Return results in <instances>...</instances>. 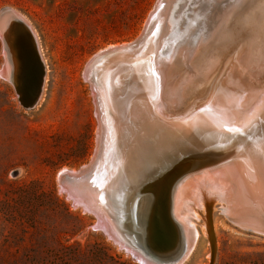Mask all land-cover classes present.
I'll use <instances>...</instances> for the list:
<instances>
[{
  "label": "rangeland",
  "instance_id": "rangeland-1",
  "mask_svg": "<svg viewBox=\"0 0 264 264\" xmlns=\"http://www.w3.org/2000/svg\"><path fill=\"white\" fill-rule=\"evenodd\" d=\"M157 1L0 0V11L11 8L28 20L46 66L43 94L32 109L0 75V264H138L118 244L93 231L96 217L66 199L57 176L87 164L97 146L93 94L83 77L86 63L103 49L137 39ZM202 1L179 0L177 10L172 8L178 13L172 35L184 31V43L201 33V23L206 26L211 5L195 11ZM225 1L215 0L217 11ZM211 13L210 20L216 15ZM5 57L0 36V72ZM21 79L30 82L29 77ZM224 207L216 203L211 215L215 264H264V236L233 225ZM203 223L201 218L191 224L198 232L197 243L183 264H210L211 241ZM139 228L150 231L143 216L136 232Z\"/></svg>",
  "mask_w": 264,
  "mask_h": 264
},
{
  "label": "bare ground",
  "instance_id": "bare-ground-1",
  "mask_svg": "<svg viewBox=\"0 0 264 264\" xmlns=\"http://www.w3.org/2000/svg\"><path fill=\"white\" fill-rule=\"evenodd\" d=\"M166 2L167 8L158 20L160 39L158 32L141 57L125 62L115 78L119 89L116 91L140 93L144 100L149 102L155 98L156 103L150 106L142 101L139 109H144L143 116L138 123H132L127 130L129 133L121 130L120 125L112 130L116 141L109 159L114 173L120 170L118 165L121 166L120 178L126 183L121 205L122 222L135 208L146 220L148 208L160 199L165 213L166 236L171 237L177 247L189 248L187 259L198 237L192 223H199L202 218V227L212 243L215 226L212 217L209 220V214L216 209V203L224 204V201L228 207L242 204L247 209L264 213V207L256 206L259 200L264 206V96L257 105L264 92V0H227L220 5L219 11L215 0H203L196 5L195 11L201 12L202 8L211 5L208 13L216 15L211 13L213 19L210 20L207 13L203 19L206 26L201 23L204 26L201 33L186 43L181 40L183 30L172 35L173 27L178 24L174 18L178 13L173 10H177L179 0ZM21 18L30 28L45 62L37 34L28 20L22 15ZM0 36L3 38L1 32ZM21 42L24 44L22 54L31 58L27 40L23 38ZM151 53L155 54L152 60ZM7 55L5 51L6 58ZM15 57L13 55L9 62V71L2 69L0 72L1 77L12 84H15V75L20 68ZM166 62L168 64L162 70ZM159 72L163 83L161 88L153 90V78ZM149 80L148 90H139ZM197 112L199 115L192 116L189 121L178 120ZM258 113L261 114L260 123L248 137V143L241 145L243 151L239 147L233 148V142L230 143L222 132L228 127L243 129ZM185 141H191L194 149L218 148L213 150L212 159L233 155H248V158L242 162L232 160L227 166V163H219L218 167L188 163L180 156ZM183 162V167L173 175ZM167 177L170 180L166 182ZM152 187L154 195H149ZM138 192L146 195L132 206L130 200ZM129 229L134 230L131 226ZM138 230H134L137 242L153 253L157 243L151 241V232ZM142 256L146 257L145 254ZM151 259L156 262L153 256Z\"/></svg>",
  "mask_w": 264,
  "mask_h": 264
},
{
  "label": "water",
  "instance_id": "water-1",
  "mask_svg": "<svg viewBox=\"0 0 264 264\" xmlns=\"http://www.w3.org/2000/svg\"><path fill=\"white\" fill-rule=\"evenodd\" d=\"M166 8V0H158L147 20L144 31L137 39L129 43L113 45L103 49L86 63L83 77L90 84L93 94L95 113L98 120L97 146L91 160L87 164L76 170L62 171L57 176L59 190L65 195L66 199L85 214H92L96 217V222L92 226L93 231L103 233L110 241L118 244L119 248L138 264H183L189 251L188 247H177L167 238L165 213L160 199L155 200L151 204L146 216L151 231V241L157 243L153 246V253L148 248L139 245L135 238V229H137L142 216L139 209L135 208L133 214H129L126 216V220L124 219L125 226H136L135 231L125 229L124 224H122L121 210L123 207L121 208V205L124 199L123 190H125L124 186H126V183L125 179L120 178L121 166L118 165L120 170L114 173L112 162L109 159L110 155L114 153L116 141L112 130L120 125L121 130L129 133L127 130L131 128L132 123H138L141 116H143L144 109H139L141 103L145 102L150 106L156 103L155 98L149 102L144 100L140 93L127 94L116 91L119 89L115 78L116 72L125 62L136 61L141 57L146 48L154 42L152 39L158 32L160 33L158 39H160L162 33L159 30L158 20L160 15L164 14ZM0 29L3 36L1 38L4 43V49L8 53L7 58L5 57L3 69L8 72L9 62L10 60L12 61L13 55L16 56L15 58L19 60L20 68L15 75L16 82L14 86L18 90L24 106L29 109L35 108L43 94L46 77V66L39 53L35 38L28 25L21 18V15L11 8H4L0 11ZM23 38L27 40V47L31 51L33 58H28L22 54L24 44L21 40ZM152 58H155L154 53L150 54V59L152 60ZM167 64L166 62L161 69L164 70ZM26 77L30 79L27 84L21 79ZM153 79V90H158L163 83L160 72ZM149 83L150 80L147 84L141 86L142 88L139 90H148ZM166 83L169 82L166 81ZM122 90H125V88ZM263 96L264 92L257 105L262 102L261 98ZM152 109L153 111L156 110L153 107ZM196 115H199V112L192 113L190 116L178 120L189 121L193 118L192 116ZM260 120L261 114L259 115L258 113L255 119L239 132H230L228 127L226 131L222 132V135L230 139V143L233 142V148L239 147L242 150L244 146L241 148V145L245 142L248 143V137L253 134L254 127L260 123ZM170 121L176 120L170 119ZM185 142L186 145L181 149L182 153L180 156L188 163H200L204 164V166L213 165L218 167L219 163H227V166L232 160L242 162L248 158V155H233L222 159H212L215 152L213 150L218 148L199 147L194 149L191 141ZM183 164L184 162L177 167L173 175L183 167ZM240 173L243 174V171ZM169 180L170 178L167 177L166 182ZM236 189L242 191L239 190V187H236ZM137 194L132 196L130 200L132 206H136L144 197L142 193ZM258 202L257 208L264 207L260 200ZM223 203L226 206L223 211L233 225L244 231L264 236V213L255 212V209H247L242 204L228 207L224 201ZM211 217V214H209L210 221ZM143 254L146 257H143ZM151 256L155 258L156 262L151 259ZM216 257V245L211 243L210 264H215Z\"/></svg>",
  "mask_w": 264,
  "mask_h": 264
},
{
  "label": "snow or ice",
  "instance_id": "snow-or-ice-1",
  "mask_svg": "<svg viewBox=\"0 0 264 264\" xmlns=\"http://www.w3.org/2000/svg\"><path fill=\"white\" fill-rule=\"evenodd\" d=\"M229 131H230V132H231V131L239 132L240 129H229Z\"/></svg>",
  "mask_w": 264,
  "mask_h": 264
}]
</instances>
